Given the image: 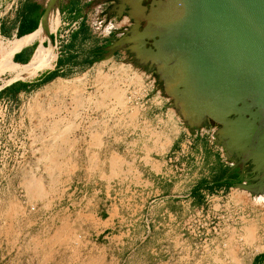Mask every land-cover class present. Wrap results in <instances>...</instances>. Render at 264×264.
<instances>
[{
    "label": "rangeland",
    "instance_id": "rangeland-1",
    "mask_svg": "<svg viewBox=\"0 0 264 264\" xmlns=\"http://www.w3.org/2000/svg\"><path fill=\"white\" fill-rule=\"evenodd\" d=\"M10 76L6 70L0 72V78ZM63 79L71 81L63 90L38 87L24 97H10L15 111L23 110L30 123L36 118L45 132L38 168L27 170L26 178L22 171V182H0V264H179L176 253L166 260L164 248L182 244L178 221L186 207L213 204L227 224L233 214L226 199L235 195L246 206L247 216L239 229H227L225 244L211 240L191 244L196 264H258V260L264 264L258 257L264 253V205L252 201L254 194L239 196L237 189L244 188L219 186L195 194L194 202L182 201V194L201 181L214 180L231 162L214 142L215 124L196 128L194 143L206 150L199 163L190 157L180 160L181 172L166 164L163 178L151 181L150 174L137 168L132 150L139 146L146 155L159 158L164 145L185 126L170 102L168 134L163 132V139L154 122L136 120L134 102L144 96V89L151 88L148 98L156 90L162 94L153 70H145L122 52ZM4 97L8 96L0 100ZM55 125L58 128L53 129ZM103 145L115 151L110 159L105 154L106 183L86 182L95 173L96 150ZM146 175L149 180L143 179ZM161 191L169 193L163 203L156 199ZM164 207L169 216L162 217ZM151 219L154 228L148 233L146 223Z\"/></svg>",
    "mask_w": 264,
    "mask_h": 264
},
{
    "label": "water",
    "instance_id": "water-1",
    "mask_svg": "<svg viewBox=\"0 0 264 264\" xmlns=\"http://www.w3.org/2000/svg\"><path fill=\"white\" fill-rule=\"evenodd\" d=\"M118 5L130 27L103 46L99 58L123 49L152 69L185 126L215 124V144L256 172L252 183L236 186L253 192L264 185V0H119ZM50 6L58 12L59 0H46L40 24Z\"/></svg>",
    "mask_w": 264,
    "mask_h": 264
},
{
    "label": "crops",
    "instance_id": "crops-1",
    "mask_svg": "<svg viewBox=\"0 0 264 264\" xmlns=\"http://www.w3.org/2000/svg\"><path fill=\"white\" fill-rule=\"evenodd\" d=\"M110 2L111 0H59L58 16L54 19L55 28L42 33L43 19L40 24V18L46 0H0V39L5 43L6 48L11 51L9 59L16 66L13 71H8L12 73V76L6 79L0 78V86L15 79L16 73L32 61L37 51H42L44 58H47V54L52 48L55 52V57L50 61L49 66L36 68L32 75L11 81V83L1 88L3 89L2 95L11 98L24 97L27 92L38 87H43L50 92L54 83H69L71 81L63 78L87 71L94 63L103 60L99 56L101 54L100 50L106 44V37L119 25V22L128 18L127 15H124L117 20L114 15L105 13V8ZM72 21H76L77 26L70 29L66 37L56 46L58 32ZM113 56L114 54L111 57ZM102 78L104 79V77ZM147 82H150V80H147ZM150 89H144L145 94ZM134 103L138 107L136 114L138 123L154 122L156 126H159L162 133L161 138L163 139V132L166 135L168 134V98L163 94H159L156 90L154 96L150 98L141 96L135 99ZM43 126L45 128V125L40 124V128L45 132ZM53 128L56 129L58 126L55 125ZM195 131L196 128L191 129L187 126H181L177 134L173 136L171 143L164 145L159 158L146 155L141 147H135L132 154L134 153V158L137 161V168L145 170L146 174H150L151 181L154 178H163V169H166L165 155L169 148H171L170 152L178 154V161L190 157L194 163H199L206 150L203 152L200 146L195 145ZM46 133L50 134V130ZM189 139L191 142L187 145L186 141ZM106 153L108 154L107 158L110 159L111 154H114L115 151L105 150L104 145L97 148L96 165L92 166L95 168V173L92 172L87 177L86 182L95 181L99 185L106 183L105 177L109 173V166L106 167L105 163ZM53 155L54 153L50 152L52 159ZM218 156L220 157L221 154H218ZM219 160H222V158L220 157ZM82 167L85 168L88 165L82 164ZM27 170L29 171V169L23 170V177L25 178L28 176ZM143 179L149 180L147 175ZM216 182L213 180L206 181L208 188L193 186L182 194V201L192 200L194 202L195 194L199 195L205 189L219 187ZM220 186L230 188L231 185L222 184ZM233 187L237 188L236 185ZM168 195V191H164V193L161 191L156 199L163 203ZM108 208L111 209V205ZM161 214L162 217L163 215L169 216L170 212L164 207ZM146 227L147 232L150 233L154 228L153 219L150 220V224L146 223ZM182 239V244L165 245L166 260H169V254L176 253L179 264H196L197 260L191 244L185 238ZM257 263L261 264L259 260Z\"/></svg>",
    "mask_w": 264,
    "mask_h": 264
},
{
    "label": "built area",
    "instance_id": "built-area-1",
    "mask_svg": "<svg viewBox=\"0 0 264 264\" xmlns=\"http://www.w3.org/2000/svg\"><path fill=\"white\" fill-rule=\"evenodd\" d=\"M76 26V21L66 24V27L58 32L56 46L66 37L68 31ZM43 133L36 118L30 123L23 110L15 111L10 97L0 100V182L9 183L13 179L18 183L22 182L24 169L38 168L40 138ZM186 144L189 145L190 140H187ZM177 155L175 152H170L165 160L166 164L175 171L181 172L184 168L181 163L177 164ZM235 198L230 196L226 199L225 204L231 208L233 214L227 224L220 220L217 207L215 208L213 204L187 206L184 215L178 221L180 235L189 238L190 244H198L199 241L206 240H211V244H225L223 236L227 229L229 227L239 229L248 214L246 206ZM238 239L241 240V237L238 236Z\"/></svg>",
    "mask_w": 264,
    "mask_h": 264
},
{
    "label": "bare ground",
    "instance_id": "bare-ground-1",
    "mask_svg": "<svg viewBox=\"0 0 264 264\" xmlns=\"http://www.w3.org/2000/svg\"><path fill=\"white\" fill-rule=\"evenodd\" d=\"M56 16H58L56 8L54 6H50L48 10L46 11L44 18H43L42 33H46L47 31H51L54 29V24H55L54 19ZM10 53L11 51H9L6 48L5 43L0 41V72H3L5 70L13 71L15 69L16 66L13 65L9 59ZM54 57H55V52L53 48L47 54V58L43 57L42 51H37L32 61L25 68H22L20 71H18L16 75L14 76V78H23L25 76L32 75L36 68H42V67L49 66L50 61ZM68 86H69V83H54L52 88L58 87L59 89L63 90L64 88H67ZM38 108L39 107L37 103H34L32 105V111H36ZM237 190L238 191L236 192L239 194V196H242V195L249 196L251 193L254 194V198L252 201H254L257 204L258 203L261 204V206L264 205V185L260 186V188H258L256 191H253V192H250L244 189H237Z\"/></svg>",
    "mask_w": 264,
    "mask_h": 264
},
{
    "label": "flooded vegetation",
    "instance_id": "flooded-vegetation-1",
    "mask_svg": "<svg viewBox=\"0 0 264 264\" xmlns=\"http://www.w3.org/2000/svg\"><path fill=\"white\" fill-rule=\"evenodd\" d=\"M149 0H142L143 4H147ZM119 0H111V2L106 6L105 8V13L112 14L116 17V19H120L122 16L126 15L124 9L118 5ZM131 24L130 19H125V21L119 22V25L112 30L111 36H113L110 40H108L107 44L111 42L114 38H116L118 35L123 34V30L126 28H129ZM106 44V45H107ZM102 56L106 51L103 49L100 50ZM122 52L126 53L128 56V59H132L130 54L123 49H119L114 51L113 54L115 53H120ZM99 56V57H100ZM152 71V69H151ZM156 81V80H155ZM226 156V154H224ZM231 162L228 164V166L224 169L223 176L219 178L218 180H213V181H221L223 182V185L229 184L231 186H235L239 182L243 183H252L254 180H252V176L255 175L256 172H250V164L244 163L243 165L238 162L236 159H234L232 156H226Z\"/></svg>",
    "mask_w": 264,
    "mask_h": 264
},
{
    "label": "trees",
    "instance_id": "trees-1",
    "mask_svg": "<svg viewBox=\"0 0 264 264\" xmlns=\"http://www.w3.org/2000/svg\"><path fill=\"white\" fill-rule=\"evenodd\" d=\"M2 93H3V89H0V96L2 95ZM223 172H224V169L221 171V173H220L218 176L215 177L214 180H218L219 178H221V177L223 176ZM222 184H223V182H221V181H217V182H216V185H218V186H220V185H222ZM226 185H229V184H226ZM198 187H201V188H208V185L206 184L205 181H201V182H199V183L197 184V188H198ZM258 257H259V258H263V260H264V253H261Z\"/></svg>",
    "mask_w": 264,
    "mask_h": 264
}]
</instances>
